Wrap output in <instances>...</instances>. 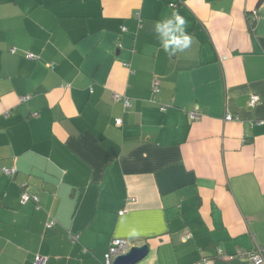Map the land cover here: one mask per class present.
<instances>
[{
  "label": "crops",
  "instance_id": "1",
  "mask_svg": "<svg viewBox=\"0 0 264 264\" xmlns=\"http://www.w3.org/2000/svg\"><path fill=\"white\" fill-rule=\"evenodd\" d=\"M115 237L134 264L264 256V0H0V264H106Z\"/></svg>",
  "mask_w": 264,
  "mask_h": 264
},
{
  "label": "clouds",
  "instance_id": "2",
  "mask_svg": "<svg viewBox=\"0 0 264 264\" xmlns=\"http://www.w3.org/2000/svg\"><path fill=\"white\" fill-rule=\"evenodd\" d=\"M187 25L186 18L178 11L155 22L154 32L166 53L174 55L191 47L193 40L192 35L187 31ZM252 99L253 103L250 106H254L259 97Z\"/></svg>",
  "mask_w": 264,
  "mask_h": 264
},
{
  "label": "built area",
  "instance_id": "3",
  "mask_svg": "<svg viewBox=\"0 0 264 264\" xmlns=\"http://www.w3.org/2000/svg\"><path fill=\"white\" fill-rule=\"evenodd\" d=\"M170 4H174V2H171ZM115 97L119 98L120 94L119 93H115L114 94ZM253 97H258L257 94L253 95L250 99V104L253 103ZM126 105L130 104V100L128 98H124ZM256 102V101H255ZM190 115L192 118H197L200 117L202 112L200 110H198L197 108H192L190 111ZM226 118H232L233 116L230 113H227ZM6 171L8 173H12L14 172L13 169H6ZM28 198H30V195L26 192L22 193V200H27ZM53 223V221H51L50 223H48L49 226H51V224ZM133 243H131L130 241L121 238V237H115L109 247V250L106 254V264H114L113 260L114 258L119 255L120 253L124 252L126 249H128L130 247V245H132ZM241 254L243 256H247L251 262L253 264H264V256L263 253L260 250H250V251H244L241 252ZM47 260L48 257L45 254L42 253H37L34 263L33 264H47ZM203 264H208V261H204Z\"/></svg>",
  "mask_w": 264,
  "mask_h": 264
},
{
  "label": "water",
  "instance_id": "4",
  "mask_svg": "<svg viewBox=\"0 0 264 264\" xmlns=\"http://www.w3.org/2000/svg\"><path fill=\"white\" fill-rule=\"evenodd\" d=\"M149 251L148 243L132 244L124 252L117 255L113 263L114 264H134L142 257H144Z\"/></svg>",
  "mask_w": 264,
  "mask_h": 264
},
{
  "label": "trees",
  "instance_id": "5",
  "mask_svg": "<svg viewBox=\"0 0 264 264\" xmlns=\"http://www.w3.org/2000/svg\"><path fill=\"white\" fill-rule=\"evenodd\" d=\"M250 25H251L252 27L254 26V20L250 21ZM31 198H32V197H30V198H28V199H31ZM48 223H50V222H48ZM48 223H47L48 228L53 227L54 221H53V223L51 224V226H49ZM111 242H112V241H111ZM111 242H110V244H111ZM109 247H110V245H109ZM108 250H109V249H108ZM220 253H221V250H220ZM220 253H219V254H220Z\"/></svg>",
  "mask_w": 264,
  "mask_h": 264
}]
</instances>
